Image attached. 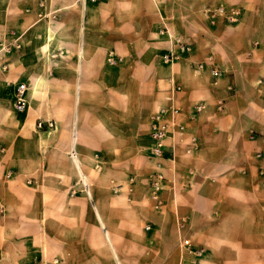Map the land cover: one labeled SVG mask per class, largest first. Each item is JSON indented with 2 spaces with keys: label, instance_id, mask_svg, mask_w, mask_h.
Returning <instances> with one entry per match:
<instances>
[{
  "label": "crops",
  "instance_id": "crops-1",
  "mask_svg": "<svg viewBox=\"0 0 264 264\" xmlns=\"http://www.w3.org/2000/svg\"><path fill=\"white\" fill-rule=\"evenodd\" d=\"M217 1L0 0V40L21 46L0 54V264H264V0ZM40 2L54 21L38 19ZM217 5L242 6L239 22L210 25L204 11ZM170 37L190 46L171 64L161 59L175 51ZM208 56L216 80L194 68ZM175 86L197 150L180 145L164 162L154 209L149 116ZM183 237L199 259L179 250Z\"/></svg>",
  "mask_w": 264,
  "mask_h": 264
},
{
  "label": "built area",
  "instance_id": "built-area-1",
  "mask_svg": "<svg viewBox=\"0 0 264 264\" xmlns=\"http://www.w3.org/2000/svg\"><path fill=\"white\" fill-rule=\"evenodd\" d=\"M90 3H95L99 0H82ZM50 2L56 3L59 0H50ZM39 9L42 11L37 14L38 19H46L47 21H54L56 19V11L54 9L44 10V3H39ZM206 19L210 25H215L216 22L222 21L227 25H235L239 22L241 17V9L233 6H223L217 5L211 8H207L204 11ZM9 34H13V32H9ZM158 34L160 36L168 35V31L166 28L159 29ZM171 45L174 48V52H168L161 56V59L164 63L171 64L172 62L178 61L183 55H186L190 52V46L186 44L180 37H170ZM257 46V43H253V47ZM21 48L18 43V39L13 40H0V54L10 55L15 51H18ZM62 55V52L59 51L57 53L51 54L52 59H57L58 56ZM122 62V58L116 56L114 52L110 51L107 54L106 63L109 66L115 67ZM205 66L210 67V74L213 79H218L221 76V71L213 66V58L208 56L204 62L198 63L195 65V70L202 71ZM2 69L6 70L7 66L2 65ZM51 75V73H48ZM13 111L17 114L23 113L27 108V101L25 97L26 85L23 83H19L13 86ZM181 91V88L175 86L171 89L164 97L166 101V105L159 107L154 113L149 116V129L148 136L151 142V146L148 149V153L150 158L154 161V172L149 176V183L147 188V194L149 200L153 204L154 209H160L163 206V201L160 197V194L163 190V185L165 182V176L163 172V164L166 161H174V152L178 146L184 147L185 155H191L197 150V139L193 135L186 134V126L181 121V118L185 116L184 113L176 104L175 93ZM203 111V106L201 104L194 105L191 113L188 116L189 120L195 119L201 112ZM37 129H42L46 127L48 129L54 128V123L52 121H38L36 123ZM170 140V150L168 151L166 148V141ZM0 152H3V149H0ZM69 156L72 160L76 158V154L74 151L70 150ZM260 158V155L256 156ZM98 168V165L95 166ZM259 173L264 175V168L262 166L259 167ZM12 174L7 173L6 177L11 178ZM27 184H32L30 180L26 181ZM134 178H129L127 181V191L129 193L133 190ZM75 186L82 185L83 189L86 186L84 184L83 179H78L75 183ZM120 190V186L113 187V194H117ZM75 194L74 191L71 192V196ZM0 213H2V207L0 206ZM184 223H180V227H183ZM149 226H145V231L149 230ZM179 250L187 255H191L193 259H199L203 251L202 249H196L193 247L192 242L189 238L183 237L180 240L178 245ZM41 264V263H36Z\"/></svg>",
  "mask_w": 264,
  "mask_h": 264
},
{
  "label": "rangeland",
  "instance_id": "rangeland-1",
  "mask_svg": "<svg viewBox=\"0 0 264 264\" xmlns=\"http://www.w3.org/2000/svg\"><path fill=\"white\" fill-rule=\"evenodd\" d=\"M216 2H219V1H217V0H216ZM238 7H240V8H241V10H243L242 6H238ZM259 31H260V32H259V35H261V36H263V37H264V27H263V28H261Z\"/></svg>",
  "mask_w": 264,
  "mask_h": 264
},
{
  "label": "bare ground",
  "instance_id": "bare-ground-1",
  "mask_svg": "<svg viewBox=\"0 0 264 264\" xmlns=\"http://www.w3.org/2000/svg\"><path fill=\"white\" fill-rule=\"evenodd\" d=\"M73 5H74V4H73ZM169 34H170V33H169ZM167 37H168V36H167ZM18 42H19V41H18ZM12 99H13V98H12ZM74 146H75V145H74ZM75 147H76V146H75ZM75 147H74V148H75ZM76 164H77V163H76ZM89 198H90V197H89ZM95 214H96V213H95ZM96 216H97V215H96ZM101 229H102V228H101ZM107 231H108V230H107ZM106 242H107V241H106Z\"/></svg>",
  "mask_w": 264,
  "mask_h": 264
}]
</instances>
